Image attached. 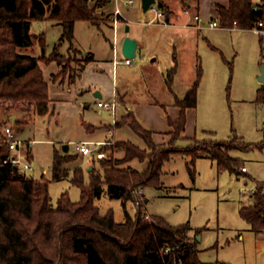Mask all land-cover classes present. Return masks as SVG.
<instances>
[{
  "label": "rangeland",
  "instance_id": "1",
  "mask_svg": "<svg viewBox=\"0 0 264 264\" xmlns=\"http://www.w3.org/2000/svg\"><path fill=\"white\" fill-rule=\"evenodd\" d=\"M128 1L130 0H112L96 6L98 1L90 0L91 5L97 7L96 15L99 20L97 25L87 21L76 23V45L81 49V55L73 47L68 51L71 45L68 41L62 44L60 53L66 56L65 62L72 68V74L75 76L81 71V66L83 67L89 56L88 52L91 51L101 60L107 59L111 55V42L114 36V29L111 28L108 19L110 20L109 17L119 8L125 17V20L120 22L121 33L125 34L126 27L130 28V25L136 23H142L148 28L145 31V57L142 59L139 56L138 59L132 60L133 66L125 65L122 61L119 66L120 73L122 70H134L137 75L142 76L141 80L145 83L143 88L147 90L146 93L144 92L143 99H157L161 103L175 99L174 95L166 89L165 80L160 79L164 74L166 76L173 62L175 63L174 57L178 62V71L175 75L173 90L181 97L185 95L196 78L198 62L202 65L201 88L205 100L198 103L194 114L197 120V137H205L203 130L210 129L216 132V139L226 140L231 133L233 136V130H235L236 134L243 136L246 141L257 142L259 145L248 150L236 149L232 152V155L242 158L247 173L237 174L221 170L215 160L198 158L194 165L195 179L193 180L186 165L190 157L179 155L173 160L169 159L170 161L167 162L170 163H164V165L167 164L163 165L165 173L162 176L164 182L162 188L146 187L144 195H138V197L143 203V210L147 216L163 217L171 225L189 223L192 227L191 235L197 239L198 247L203 250L200 258L204 262L264 264V233L258 235L259 233L254 231L239 213L240 207L252 203L249 197L250 190L256 186L257 182H264V104L255 103V95L253 96L254 92L251 91L254 88L256 93L262 85L258 76H254L255 71L261 72L262 66L260 65L259 35L252 30L224 29L221 25L211 26L210 22L215 20V16L209 12L213 0H203V8L210 14L207 17L200 14L203 21L198 24L195 16L199 12L194 5L190 11H183L187 8L185 4L189 3L188 0H164L171 9L167 11L170 13V25H148L147 21L154 17L153 10L144 12L142 0H132L133 4L130 5L126 4ZM259 1L254 0V2ZM158 2L159 0L157 4ZM31 32L36 35L46 33L49 54L60 43L62 26L48 20L34 21ZM20 51L35 56L42 54L37 40H34L32 47ZM135 62L140 64L134 65ZM57 69H59L57 62L45 67L48 81H52L50 71ZM155 75L157 77H154ZM66 90L67 88L61 92L57 85L53 86L51 83V106H55L56 113L63 111L64 108L66 111L72 110L73 100L68 97ZM237 93H243L247 100L243 102L235 100ZM97 110L98 105L93 104L91 113L100 116ZM89 111L83 114L78 113L79 119H87ZM103 114L111 128L113 121L111 114L106 110ZM7 115L20 116L24 121L35 120L36 122L23 124L22 134L18 133L24 140L31 142L37 140L32 144L33 157L29 159L24 156L32 169L26 171L25 175L19 172L20 175L40 179L43 168L44 177L50 179L51 153L54 144L59 149H63V146L68 144L71 147L69 153L79 155L76 144L83 141V135L76 123L72 122L70 130L66 129L63 132L57 125V115L52 117L48 114L38 117L40 115L35 111L25 113L14 110L9 113L0 108V125L7 121L11 122ZM118 128L119 126L113 136L117 135ZM128 130L134 134L133 130ZM135 135L136 133L129 139L138 143ZM1 136L2 133L0 142ZM122 141L124 137L120 132L116 139L110 141L113 142L112 144L103 147L106 158L118 159L117 157L124 155L123 146L116 153L118 148L116 144ZM191 142L180 139L177 145L187 147ZM92 159L86 156L83 161L84 167ZM146 161L149 162V160ZM93 162L99 168L98 172H103L100 160L94 159ZM132 166L142 170L146 164L136 159ZM102 188V195L96 200L101 214L112 211L117 222L126 221L125 211L132 216L135 215L137 207L134 202L128 201L124 207L122 200L110 197L107 185L104 184ZM49 190L54 208L64 192H68L73 201L79 200L81 195L80 188L72 184L70 180L51 182ZM199 230L201 233H198Z\"/></svg>",
  "mask_w": 264,
  "mask_h": 264
},
{
  "label": "trees",
  "instance_id": "2",
  "mask_svg": "<svg viewBox=\"0 0 264 264\" xmlns=\"http://www.w3.org/2000/svg\"><path fill=\"white\" fill-rule=\"evenodd\" d=\"M105 3L107 0H99L96 6ZM258 4L260 10H254L253 0H229L227 7L218 5V22L223 28L252 30L258 22H264V1ZM96 6H92L90 0H0V108L9 113L14 110L35 111L41 116L51 113L49 83L40 63L57 62L60 71L52 76L54 81L61 77H69L70 83L76 80L79 74H72V68L65 62L66 56L60 54L59 49L65 41L72 44L76 22L98 24ZM158 6L166 11L169 9L161 0ZM47 20L62 26L60 43L49 58L46 57L45 34L31 32L34 21ZM34 40L41 48L40 56L20 51L32 47ZM259 42L264 62V37L259 36ZM175 58L174 66L166 75L170 89L178 71ZM90 60L88 56L86 62ZM202 77L203 68L198 62L193 84L184 97L176 96L175 105L181 107V113L177 120L168 118L174 131L166 146L156 145L152 132L144 128L132 112L124 114L117 125H129L150 151L130 142L117 143L125 148V156L101 159L103 172L93 169L88 178L82 167L72 170L67 167L78 159L77 155L57 150L53 155L50 179L44 175L40 179L26 178L19 174L18 168L5 163L8 149L1 140L0 264H208L199 258L198 241L190 235L189 223L171 225L163 217H147L138 197L142 188H161L162 167L176 153L190 157L187 166L193 180L195 162L202 154L215 160L221 170L245 172L243 160L230 152L248 150L256 145L242 142L235 130L228 141L194 140L187 148L176 146V142L184 138L187 109L197 106ZM257 101H264V85L258 90ZM134 159L149 160L148 166L142 171L120 167ZM66 178L80 188V198L73 201L69 193L64 192L54 208L50 183ZM104 184L110 197L122 200L124 207L128 201L134 202L135 215L125 211L126 221L117 222L112 211L101 214L96 200L101 197ZM252 197L253 204L242 207L240 216L254 231H264V182L258 183Z\"/></svg>",
  "mask_w": 264,
  "mask_h": 264
},
{
  "label": "crops",
  "instance_id": "3",
  "mask_svg": "<svg viewBox=\"0 0 264 264\" xmlns=\"http://www.w3.org/2000/svg\"><path fill=\"white\" fill-rule=\"evenodd\" d=\"M97 1H99V0H97ZM108 1L111 2L112 0H107V2ZM162 1L165 2L164 0H162ZM156 2H157V0H156ZM188 2H189L188 4H185L187 6V8L183 9V11H185V12L190 11L193 8L192 6L194 5V7L197 8L199 15L203 14L205 17H207L211 13L213 16H215V20H217V21H218V19H217L218 18V5H222V6H226V7L229 5V0H213L212 7L210 8V10H209L210 13H209L207 10H205V8H203L204 7L203 0H193V1L188 0ZM165 4L167 5L166 2H165ZM169 10H171V9H169ZM200 11L202 13H200ZM167 13H168V25H170L171 24L170 13L169 12H167ZM121 20H125V17L123 15H121ZM51 22H53V21H51ZM108 22L110 23L111 28L114 29L113 22L111 21V18H110V20L108 19ZM120 24L121 23H119L118 28H117V37L115 38V33L113 34L114 35L113 41L111 42V55H109L107 57V59L101 60L97 57V55H95L91 51L88 52L89 53L88 55L91 56V60L88 62H86V61L84 62L83 69H81L79 75L77 76L76 80L73 83H70L69 77H67L65 79L63 77H61L56 81H54L52 79L51 82L48 81V79L46 78L45 67L51 66L56 61H52V62H48V63H46V62L40 63V66L44 72L45 79L49 83L50 100L52 101L51 94H50L51 93V83L53 84V86L57 85L61 92L67 88L66 91L68 93V97H71L73 100V102L71 104L72 110L66 111V109L64 108L63 111H60L58 113H56L57 111L55 110V106L52 107L51 102H50V108H51L50 115L52 117L57 115V118H56L57 119V125H59L61 127L63 132L66 129L70 130V127L72 126V122L76 123L82 131V135H83L82 140L83 141L84 140L85 141H111L113 139H116L118 136V133L121 132V136L124 137V141H122V142L130 141L134 145L140 147L141 149H148L147 144L145 143V141L143 139H142L143 141L140 140L141 137L138 134L135 135L138 138V143H134L133 141H131L129 139L131 136L133 137L135 132L133 131L134 134L132 132H130V130H128V129H131V128L128 125H123V126L119 127L117 129V131H118L117 135L113 136L110 133V124L107 122L106 118H104V114H103L104 110H102L101 108L98 107L97 113L100 116H95V114L91 113V109L93 108V104H97L98 100H111L114 96H116L117 100L120 103V107L118 109L119 119L121 118L122 115L127 114L129 112H132L136 116L138 121L141 123V125L144 128H146L152 132V138H153L154 142L156 143V145L166 146L169 143V141L171 139V135L174 131V127L170 125L168 118H170L172 120H177L179 118L180 113H181V107L175 105V100H176V96L178 98H182V97L179 96L178 94H176L177 92L175 90H173V86H172V89H170L167 86L166 76L164 74L160 79L162 81H163V79L165 80L166 89H168L169 92H171L174 95L175 99L173 101H169L167 103H161L157 99L156 100L155 99L154 100L143 99L144 92L146 93L147 90L145 88H143V84H145V83H143L141 80L142 76H140V74L137 75V73H135L134 70H131V71L122 70L120 73V68H119V66L121 65L120 63H121V61L124 62L123 60H125V57H124L123 52H122V44H123L124 38L127 36H130L131 38H135L138 41V49H137L136 58L138 59V57L140 56L143 59V57H145L144 48L146 46L145 45L146 44L145 43L146 42L145 31H146V29L148 30V28L143 26L144 24L142 25V23H136L135 25H130V30L128 33L123 34L120 32ZM219 26H220V24H219ZM224 29H228V28H224ZM236 29L239 30V28H237V27L233 28L232 30H236ZM75 30H76V24H75ZM44 34H46V33H44ZM65 42H63V43H65ZM71 45L68 48V51L70 49H72L71 47H73L81 55L82 51L76 45L75 32H74V38H73ZM259 46H260V42H259ZM62 47L63 46L60 47L59 53L61 52ZM52 53H53V51L50 52L49 54H48V51H46V57L49 58ZM60 54H63V53H60ZM260 57H261L260 65H262L263 64V58H262V53H261V47H260ZM135 59H133V60H135ZM116 61H118V63H115ZM140 61H142V60H140ZM139 64H140V62H139ZM139 64H136V62H135L134 65H139ZM174 64L175 63L173 62V66H174ZM125 65H127V64H125ZM130 66H133V63L130 64ZM59 71H60V66H59V69H57L56 71H50V75L53 76V75L57 74ZM260 73L261 72H259V70H257V71H255L254 76H259ZM166 75H167V73H166ZM154 77H157V76L155 75ZM262 85H264V84L262 83ZM190 87H191V85H190ZM201 87H202V85L200 83V86L198 89L197 106L195 108H188L187 109L186 129L184 132V138H182V139H187V140L192 141L191 144L188 145L187 147L191 146L192 143H194V140H201V141L211 140V139L212 140H218V139H216V132L214 130H210V129H204L203 130V134L205 137H202V138L197 137V124H196L197 120H196V117L194 116V114H195L196 108L199 105L198 103H200L202 100H205L202 96V88ZM258 90L255 93V89L254 88L251 89V91H253L255 93V94L253 93V96L255 95L254 102L258 103V104H260V103L264 104V101L263 102L257 101ZM97 92H99L102 95V98H97L95 96V94ZM183 97H184V95H183ZM235 100L243 102V101H246L247 98L245 97V95L243 93H237ZM64 106H65V104H64ZM86 111H89L87 113V115H88L87 119H84V118L79 119L78 113L82 112V114H83V113H86ZM8 116L9 115H7L6 117H8ZM12 117H14L15 119L13 122L12 121L11 122L13 123L15 130L17 128V131H18L17 133H20V135L22 134V131H23V128H22V127H24L23 124L27 125L30 123H33V124L36 123L35 120L24 121L22 118H20V116L19 117L18 116L17 117L16 116H9V119L11 120ZM38 117H42V116L40 115ZM52 117H51V119H52ZM70 123H71V125H70ZM86 125H88L89 127L87 128ZM238 137L244 143L259 145L257 142L246 141L243 136L238 135ZM231 138H232V133L228 139H226V140L219 139V140L220 141H228ZM62 142H64V141H62ZM176 146L180 147V148H187V147L177 145V142H176ZM32 147L33 146L31 145L27 150V154H28L29 159L33 157L32 151H31ZM117 147H116L117 148L116 153H118V149H120L122 146H117ZM70 149H71V147L69 146L68 152H65L62 148L59 149L54 144V148H53L52 153H51L52 161H53V155H54L55 150L61 152L62 154L71 155L69 153ZM234 150H236V149H234ZM234 150H232L230 152L231 155H232V152ZM243 150H245V149H243ZM179 155H181V156L184 155V156L189 158V156L186 154L176 153V154H173L171 156L170 160H173L176 156H179ZM77 156H78V159L69 163L67 165L68 168H70L72 170L76 167H82L86 173L87 178L89 176V172L92 171L93 169H97V171H98L99 168L96 165H94V162H93L94 159L90 160L88 165L86 167H84L83 161H84L86 156H82L80 154ZM124 156H125V153H124V155H121L119 157L116 156V157L118 159H122ZM232 156L239 158V159H242V158L237 157L235 155H232ZM199 158H209V157H207L205 154H202L201 157H199ZM134 160H136V159H134ZM134 160H132L128 163H124L122 165V167L139 170V169L132 166V163L134 162ZM189 161H190V159L186 162V165L188 164ZM143 163L146 164V166H145V168H146L148 166V162L143 161ZM167 163H170V162H167ZM71 165H73V166H71ZM144 169H142V170H144ZM42 170L44 171L43 168H42ZM142 170H139V171H142ZM162 171H163V174H162V176H163L165 173V171L163 170V167H162ZM245 173H247V171L242 172L241 174H245ZM42 175H43V172H42ZM50 178H51V176H50ZM63 180H70V179L66 178ZM63 180H61V181H63ZM161 181H162V178H161ZM258 183L259 182H257L256 186L253 189H251L249 192L250 193L249 197L252 199V203L248 204V205H244V206H250L253 204L252 194L256 191ZM163 184H164V182L162 181V186H163ZM162 186H161V188H162ZM253 190H254V192H253ZM143 192H144V188L140 189L139 195L140 196L144 195ZM146 202H148V200H146ZM244 206H242V207H244ZM242 207H240V209ZM240 209H239V211H240ZM257 233H259L258 235H260L261 233H264V231H257ZM190 235H191V233H190ZM192 237H194V236H192ZM199 250H200L199 258H200L203 250H201L200 248H199ZM200 260L202 262H204L201 258H200ZM204 263H206V262H204Z\"/></svg>",
  "mask_w": 264,
  "mask_h": 264
},
{
  "label": "built area",
  "instance_id": "4",
  "mask_svg": "<svg viewBox=\"0 0 264 264\" xmlns=\"http://www.w3.org/2000/svg\"><path fill=\"white\" fill-rule=\"evenodd\" d=\"M263 1L264 0L254 2L255 5L253 6V9L260 10V5L258 3H261ZM126 4H133V1L130 0ZM150 9L153 10L154 17L147 21L148 25H168V13L166 10L160 8L157 2L155 4H152L148 10ZM121 15V10L117 8L114 14H112L110 17L114 26L115 38L117 37L118 25L121 22ZM195 20L197 21V23H200L201 21H203V17L198 14L195 16ZM210 24L213 27H217L220 23L217 20H213L212 22H210ZM252 31H254L259 36L264 37V22H258V24L252 29ZM115 63H118V61H116ZM124 63L130 65L132 64V59L125 58ZM97 105L102 110H106L111 114L113 121L111 123L112 127L110 128V133L114 135L118 126L117 122L119 121L118 109L120 107V103L117 100V97L114 96L111 100H98ZM1 140L7 146L8 149V154L6 156L5 163H10L15 168H18L19 172L24 175L26 171L32 169L31 165L25 160L24 156L28 157L27 150L32 144L37 142L36 140H33L31 142L22 139L15 130L13 123L10 121H7L3 124ZM112 143L113 142L110 141H82L78 142L76 145L77 151L80 155L92 157L96 160H101L106 157L105 152L103 151V147ZM243 171H246V168H243ZM139 192L140 190L138 191V195Z\"/></svg>",
  "mask_w": 264,
  "mask_h": 264
},
{
  "label": "water",
  "instance_id": "5",
  "mask_svg": "<svg viewBox=\"0 0 264 264\" xmlns=\"http://www.w3.org/2000/svg\"><path fill=\"white\" fill-rule=\"evenodd\" d=\"M156 3V0H142V8H143V11L144 12H147L149 7L152 5V4H155ZM130 30L129 26L126 27V33H128ZM137 49H138V41L135 39V38H131L130 36H127L124 38L123 40V44H122V52H123V55L125 58H128V59H135L136 58V55H137ZM258 80L264 84V62L261 66V74L258 76ZM95 96L97 98H102V95L97 92L95 94ZM14 117L11 118V121L13 122L14 121ZM63 150L65 152H68L69 150V145L68 144H65L63 146ZM198 239H200V237H198Z\"/></svg>",
  "mask_w": 264,
  "mask_h": 264
}]
</instances>
